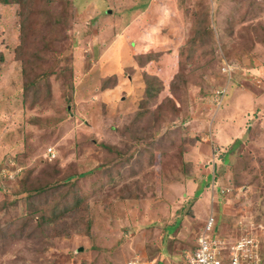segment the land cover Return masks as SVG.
Returning <instances> with one entry per match:
<instances>
[{"label": "rangeland", "instance_id": "rangeland-1", "mask_svg": "<svg viewBox=\"0 0 264 264\" xmlns=\"http://www.w3.org/2000/svg\"><path fill=\"white\" fill-rule=\"evenodd\" d=\"M46 6L23 59L0 1V264H174L211 213L264 264V0Z\"/></svg>", "mask_w": 264, "mask_h": 264}, {"label": "built area", "instance_id": "built-area-1", "mask_svg": "<svg viewBox=\"0 0 264 264\" xmlns=\"http://www.w3.org/2000/svg\"><path fill=\"white\" fill-rule=\"evenodd\" d=\"M50 153H53L51 149ZM254 230L244 228L234 240L223 239L216 233L217 220L211 213L203 224L192 254L174 264H263L261 240Z\"/></svg>", "mask_w": 264, "mask_h": 264}, {"label": "trees", "instance_id": "trees-1", "mask_svg": "<svg viewBox=\"0 0 264 264\" xmlns=\"http://www.w3.org/2000/svg\"><path fill=\"white\" fill-rule=\"evenodd\" d=\"M0 1L4 4H8V2H12V1L15 2L16 1L20 5V21H21L22 43L18 44L15 47L14 53H15V56H17V57L22 56V58H23V55H24L23 51L25 50V53H26L27 48H25V47L31 43L32 39H36L37 36L39 37L37 41H39L41 38L43 39V36L40 35V32L38 31L37 17L43 11H44V13L48 12L49 8L46 6V4L48 2H50L51 0H0ZM41 2L44 5V9L40 5ZM63 16L65 19L67 18V14L63 15ZM54 21L56 22V21H58V19L56 18V19H54ZM38 33H39V35H38ZM140 45H141V48L137 52L133 53L134 57L138 61L141 60L143 62L144 66H146L145 61H147V64H150V66H151V62H154V60H155L154 59L155 57H153L154 53L159 52V46L158 45L155 46L156 48H154V46H152V51H151L149 45H147V44H140ZM146 52L148 53L147 55H146ZM25 57H26V55H25ZM157 57H159V56H157ZM156 63H157V60H156ZM107 80H108V78L104 79V86H106V84L108 83ZM108 81H110V79ZM148 89L151 92H154V90H156L155 84L150 82V85H148ZM71 91H73V87L70 88V94H71ZM151 96H153V95H151ZM237 179H239V176H236L235 181H237ZM221 191L224 192L225 190L222 189ZM219 193H221V192H219ZM219 193H218V195H219ZM241 233H242V231H239V234L237 236H240ZM261 244H263V242Z\"/></svg>", "mask_w": 264, "mask_h": 264}, {"label": "clouds", "instance_id": "clouds-1", "mask_svg": "<svg viewBox=\"0 0 264 264\" xmlns=\"http://www.w3.org/2000/svg\"><path fill=\"white\" fill-rule=\"evenodd\" d=\"M217 230H219V227L217 226ZM261 246H262V244H261Z\"/></svg>", "mask_w": 264, "mask_h": 264}, {"label": "crops", "instance_id": "crops-1", "mask_svg": "<svg viewBox=\"0 0 264 264\" xmlns=\"http://www.w3.org/2000/svg\"><path fill=\"white\" fill-rule=\"evenodd\" d=\"M262 255V254H261Z\"/></svg>", "mask_w": 264, "mask_h": 264}]
</instances>
